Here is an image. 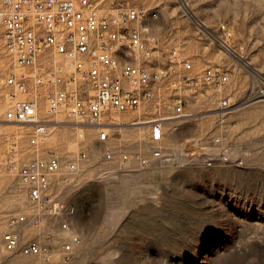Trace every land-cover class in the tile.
<instances>
[{
    "label": "rangeland",
    "instance_id": "rangeland-1",
    "mask_svg": "<svg viewBox=\"0 0 264 264\" xmlns=\"http://www.w3.org/2000/svg\"><path fill=\"white\" fill-rule=\"evenodd\" d=\"M91 2L102 17L142 11L134 26L157 41L151 71L171 67L200 76L211 68L226 72L229 82L183 91L156 83L155 102L103 116L105 142L65 111L46 115L41 103L39 119L48 128L33 146L32 127L4 121L12 66L0 39V264H264V101L257 95L264 82V0ZM187 61L185 71L179 64ZM221 96L232 99L225 112ZM174 99L185 116L165 119L154 142L151 124L135 123L169 118ZM219 137L224 144L215 142ZM223 146L229 162L220 158ZM157 149L162 157H154ZM50 156L61 164L50 192L62 211L43 215L39 226H16L21 247L35 241L49 254L23 255L21 247L7 253L2 235L9 220L38 210L10 160L19 167ZM74 162L76 171L68 173ZM75 235L81 242L65 260L63 247Z\"/></svg>",
    "mask_w": 264,
    "mask_h": 264
},
{
    "label": "built area",
    "instance_id": "built-area-1",
    "mask_svg": "<svg viewBox=\"0 0 264 264\" xmlns=\"http://www.w3.org/2000/svg\"><path fill=\"white\" fill-rule=\"evenodd\" d=\"M141 17L138 9L102 17L91 0H0V39L12 66L4 80L12 99L4 121L32 127L28 142L37 146L48 128V122L39 119L43 103L46 115L56 117L65 111L75 124L97 129L98 140L105 142L108 134L101 122L103 116L111 111H138L142 104L155 102L156 83L164 82L172 90L183 91L205 86L220 89L229 82L226 72L211 68L204 69L200 76L181 74L171 67L151 71L148 66L153 62L157 41L154 37L144 38L139 26H134ZM179 65L185 71L191 68L188 61ZM257 95L264 101V82ZM231 100L221 96L219 111L229 110ZM184 116L181 100L174 99L169 118L150 121L151 140H161L164 119ZM225 141L224 137L215 139L219 145ZM223 148L221 160L231 161L227 147ZM153 155L162 157L158 149ZM10 161L38 210L30 218L17 216L9 220L10 229L2 235L7 253L21 247L17 225L28 222L39 226L43 215L55 216L62 211L50 192L51 179L61 167L58 158L33 159L19 167L15 160ZM235 163L242 164V159ZM76 169L77 162L67 168L68 173ZM63 228L68 225L63 224ZM80 242L77 235L70 237L63 247L65 260ZM20 252L44 258L48 253L35 241L27 242Z\"/></svg>",
    "mask_w": 264,
    "mask_h": 264
},
{
    "label": "bare ground",
    "instance_id": "bare-ground-1",
    "mask_svg": "<svg viewBox=\"0 0 264 264\" xmlns=\"http://www.w3.org/2000/svg\"><path fill=\"white\" fill-rule=\"evenodd\" d=\"M164 120H165V119H164ZM140 123H150V121H148V122H141V121H139V123H135V124H136V125H139ZM48 254H49V251H48L46 257L48 256Z\"/></svg>",
    "mask_w": 264,
    "mask_h": 264
}]
</instances>
